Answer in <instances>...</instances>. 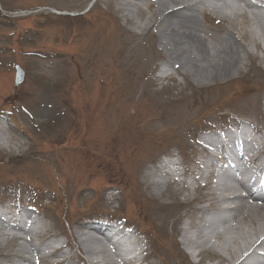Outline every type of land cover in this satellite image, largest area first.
Instances as JSON below:
<instances>
[{"label":"rangeland","instance_id":"obj_1","mask_svg":"<svg viewBox=\"0 0 264 264\" xmlns=\"http://www.w3.org/2000/svg\"><path fill=\"white\" fill-rule=\"evenodd\" d=\"M108 1L0 0V211L34 203L44 228L34 245L0 230V264H15L8 257L21 245L47 254L56 244L63 248L49 264H118L101 237L81 228L99 216L130 227L152 264H228L215 247L184 242L214 215V189L192 191V176L171 182L157 166L171 154L198 174L199 139L233 119L257 127L264 141V45H237L241 59L230 75L199 78L183 62L163 67L155 26L133 29L119 11L122 0L112 9ZM147 4L132 8L143 28L151 19ZM22 11L35 13L15 17ZM219 26L205 31L215 35ZM16 65L25 76L15 87ZM163 68L171 73L166 81L157 77ZM252 218L235 232L227 231L231 219L210 221L209 232L242 239L224 250L230 264L243 238L264 233V212ZM85 236L95 238V254L84 253Z\"/></svg>","mask_w":264,"mask_h":264},{"label":"bare ground","instance_id":"obj_2","mask_svg":"<svg viewBox=\"0 0 264 264\" xmlns=\"http://www.w3.org/2000/svg\"><path fill=\"white\" fill-rule=\"evenodd\" d=\"M116 1L120 0L108 1V9H112V5ZM147 1V10L151 12V19L149 20L148 26H145L144 28L155 26L159 47L166 55L165 65H169L172 68L173 66L175 68L177 63L183 62L185 65H189L191 71L196 73L199 78H204L207 75L209 77L217 75H220L219 77H227L232 73L231 68L234 66L235 61L241 59L236 47L237 45L250 43L259 48V45H264V7L259 8L251 6L250 3H246L243 0H122L123 4H120L119 10L126 12L130 19H132V17H134L133 14H135L132 8H137L139 5H142ZM203 11L207 12V17L204 16V18H200V16L203 15ZM211 24L212 26L220 25L218 30L214 31L215 35L211 30L205 31V27L208 25L210 26ZM143 26L144 25L138 24L137 20L134 23V27L140 28ZM245 28L247 29L244 30ZM132 38L135 37L132 36ZM129 39H131V37ZM210 45H214L213 48H211ZM117 52L115 54H117ZM228 56H230L231 60L225 58ZM179 68L180 70H184L182 66ZM2 130L3 128L0 126V132ZM246 134H248V132H246ZM256 134L257 133L254 135ZM1 139L2 138L0 137V141ZM216 142L218 141H210L208 144L218 153L225 151L221 150V148H219L221 145L216 144ZM246 142L247 151H251L249 150V147L252 144L253 139L249 143L248 141ZM254 153L255 163L259 159V154L256 152ZM223 154L224 158H226L225 153ZM228 160V163L232 162L231 158ZM208 162L210 163L212 160L208 159ZM262 165L264 166V163ZM164 175L166 176L168 174L164 172ZM246 177H248V175H246ZM251 178L255 179V177ZM224 179L226 183L221 185L219 189L222 190V196L217 193L218 187L214 186V193L210 194L211 199L215 198L216 203H224V201L227 200L235 201L233 202L235 205L232 208L228 207V209H221L217 206V204H215L216 207L212 209L214 215H211L210 221L212 223L226 224V222L231 219L233 223L227 227V231H240L242 226H244L241 219L249 217L254 219L252 218L253 216L264 212V203L255 204L258 203V200H255L250 194H247V196L236 195L227 198L226 193L233 194L235 189L238 190V186L244 189L246 186L243 183L233 181L228 175H225ZM232 182H235V184L232 185ZM158 185L161 184L159 183ZM223 193H225V196ZM202 211V215L205 218L208 211ZM251 213L253 216H251ZM2 214L3 213L0 212V217ZM25 215H29L31 217L34 216L30 212H28V214L25 213ZM1 220L2 219L0 218V230L4 231L8 226L6 225L7 223L4 224ZM210 221L208 219H203L201 228L198 229L195 238H190V236L187 238L184 237V242H191L193 246L201 249L205 247L213 249L215 247L213 249L215 250V253L222 257L224 261L227 260L229 262L228 264H230L229 257L228 255L226 256V252H224V250L228 249V245H230L229 243H234V245H236L237 242L240 243L242 239L236 237L232 238L231 236L226 237V235H222L219 232H209L212 231ZM82 226L83 227L81 228L88 232L90 236L92 234L97 237H101L100 239L104 240L108 246H111L109 245V238L104 234V230L92 225ZM105 226L109 228L108 231L112 232V236L116 237L117 233L120 234V229L113 230L112 228L110 229L109 225ZM262 229L264 228L261 227L259 232L262 231ZM14 230L22 235L26 234L25 228L17 227L14 228ZM205 230L208 231L206 233L207 236L203 235V231ZM208 234L212 236L209 238ZM4 235L7 236V233L5 232ZM120 235L122 239L128 238L122 230ZM255 235H253V238L249 241L246 240V237L243 238L245 242L243 244L245 245L244 249L240 251L237 260L232 264H264V233L259 234V236L257 235V237ZM211 237L217 239L219 244H212L211 246L209 242ZM93 238L94 237L86 236L83 238L84 244H88V247L84 250L86 255L95 254L94 247H91L92 244L95 245L96 243L95 238ZM3 240L6 241L5 237L3 238L0 235V242H3ZM74 240L78 243L76 236L74 237ZM256 248L262 251L255 252L254 249ZM77 249H80L79 245ZM35 250V248H31L33 253L36 252L39 254L41 252V250ZM29 254V250H27L25 246L21 245L17 253L12 254L8 258L10 261L15 259V264H31Z\"/></svg>","mask_w":264,"mask_h":264},{"label":"water","instance_id":"obj_3","mask_svg":"<svg viewBox=\"0 0 264 264\" xmlns=\"http://www.w3.org/2000/svg\"><path fill=\"white\" fill-rule=\"evenodd\" d=\"M17 76H18V77H17V82H19L23 75H22L21 72H18V75H17Z\"/></svg>","mask_w":264,"mask_h":264}]
</instances>
